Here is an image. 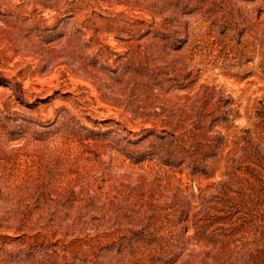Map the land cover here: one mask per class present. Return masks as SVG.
<instances>
[{"label":"rangeland","instance_id":"374dc122","mask_svg":"<svg viewBox=\"0 0 264 264\" xmlns=\"http://www.w3.org/2000/svg\"><path fill=\"white\" fill-rule=\"evenodd\" d=\"M0 264H264V0H0Z\"/></svg>","mask_w":264,"mask_h":264}]
</instances>
